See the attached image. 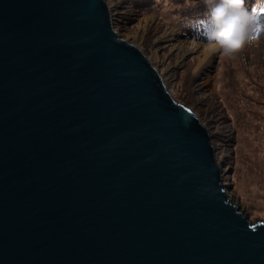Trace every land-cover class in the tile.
<instances>
[{
  "label": "water",
  "instance_id": "obj_1",
  "mask_svg": "<svg viewBox=\"0 0 264 264\" xmlns=\"http://www.w3.org/2000/svg\"><path fill=\"white\" fill-rule=\"evenodd\" d=\"M216 137L111 0H0V264H264Z\"/></svg>",
  "mask_w": 264,
  "mask_h": 264
},
{
  "label": "rangeland",
  "instance_id": "obj_2",
  "mask_svg": "<svg viewBox=\"0 0 264 264\" xmlns=\"http://www.w3.org/2000/svg\"><path fill=\"white\" fill-rule=\"evenodd\" d=\"M121 37L141 43L164 68L175 97L201 111L227 163L232 197L264 222V38L233 57L217 52L205 61L198 33L182 21L207 11L203 0H111ZM187 48L186 51H182Z\"/></svg>",
  "mask_w": 264,
  "mask_h": 264
},
{
  "label": "clouds",
  "instance_id": "obj_3",
  "mask_svg": "<svg viewBox=\"0 0 264 264\" xmlns=\"http://www.w3.org/2000/svg\"><path fill=\"white\" fill-rule=\"evenodd\" d=\"M207 11L184 20V27L198 33L208 54L233 57L246 45L264 38V0L251 9L246 0H203Z\"/></svg>",
  "mask_w": 264,
  "mask_h": 264
},
{
  "label": "trees",
  "instance_id": "obj_4",
  "mask_svg": "<svg viewBox=\"0 0 264 264\" xmlns=\"http://www.w3.org/2000/svg\"><path fill=\"white\" fill-rule=\"evenodd\" d=\"M258 0H246L245 6L249 9H251L255 4H257ZM205 13V11H200L197 15L193 16V18H197L202 16ZM182 24L184 25V22L182 21Z\"/></svg>",
  "mask_w": 264,
  "mask_h": 264
},
{
  "label": "bare ground",
  "instance_id": "obj_5",
  "mask_svg": "<svg viewBox=\"0 0 264 264\" xmlns=\"http://www.w3.org/2000/svg\"><path fill=\"white\" fill-rule=\"evenodd\" d=\"M186 49H187V48H184L182 51H186ZM208 55H209V54L206 53L205 48H204L203 53H202V57H203V59H201V61H205V60L207 59Z\"/></svg>",
  "mask_w": 264,
  "mask_h": 264
}]
</instances>
